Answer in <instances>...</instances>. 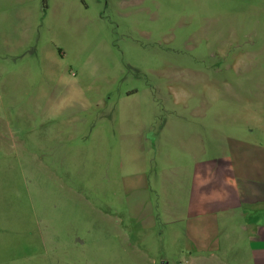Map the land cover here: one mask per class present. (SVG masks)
Masks as SVG:
<instances>
[{
  "label": "rangeland",
  "instance_id": "obj_1",
  "mask_svg": "<svg viewBox=\"0 0 264 264\" xmlns=\"http://www.w3.org/2000/svg\"><path fill=\"white\" fill-rule=\"evenodd\" d=\"M5 38L0 264H123L115 213L165 124L202 160L239 163L246 130L264 152V0H0Z\"/></svg>",
  "mask_w": 264,
  "mask_h": 264
},
{
  "label": "crops",
  "instance_id": "obj_2",
  "mask_svg": "<svg viewBox=\"0 0 264 264\" xmlns=\"http://www.w3.org/2000/svg\"><path fill=\"white\" fill-rule=\"evenodd\" d=\"M8 51L5 38L0 53ZM3 70L0 63V75ZM183 129L165 124L156 167L149 174L145 164L128 180L125 214L115 213L127 245L118 259L136 264L140 254L147 264H170L168 251H175L186 255L185 264H264V152L250 147L246 130L239 163L230 156L202 160L171 148L172 140L189 137ZM137 234L156 257L141 249Z\"/></svg>",
  "mask_w": 264,
  "mask_h": 264
}]
</instances>
